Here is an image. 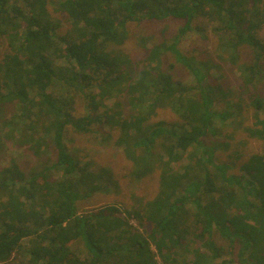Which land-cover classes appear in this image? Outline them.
I'll return each mask as SVG.
<instances>
[{
	"label": "trees",
	"instance_id": "obj_1",
	"mask_svg": "<svg viewBox=\"0 0 264 264\" xmlns=\"http://www.w3.org/2000/svg\"><path fill=\"white\" fill-rule=\"evenodd\" d=\"M49 4L67 18L64 33ZM170 16L184 25L137 67L119 47L128 24ZM205 20L241 89L262 86L264 0H0V150L25 146L43 163L26 171L11 158L0 167V264H264V87L250 94L254 123L245 127L262 151L235 172L214 160L228 143L205 141L239 112L235 92L210 83L213 61L197 65L178 47L188 31L207 35ZM169 51L193 82L175 77L174 62L164 67ZM161 109L178 121L157 120ZM99 125L117 128L135 179L160 171L155 195L132 209L79 210L110 189L112 171L82 163L66 134Z\"/></svg>",
	"mask_w": 264,
	"mask_h": 264
},
{
	"label": "rangeland",
	"instance_id": "obj_2",
	"mask_svg": "<svg viewBox=\"0 0 264 264\" xmlns=\"http://www.w3.org/2000/svg\"><path fill=\"white\" fill-rule=\"evenodd\" d=\"M53 7L52 4H49L51 16L60 25L59 31L64 33L69 28V22L66 21L67 18L61 12L53 11ZM202 19L200 18L199 21ZM204 22L201 25L206 28L208 36L206 32L201 30L188 31L180 37L178 47L197 65H200L201 62L211 64L213 61L210 78H208L210 83L221 85L224 89L231 88L235 92L234 107L235 110L240 109L239 112L225 125L220 126L221 132H218L217 135L208 136L205 141L211 145L227 142V146L218 147L214 154V160L222 163H233L232 170L237 172L242 163L254 153L261 152L263 148L262 141L250 136L245 127L254 123V108L249 102L250 94L262 89L264 81L262 86L259 84L255 87L256 89L251 88L247 92L241 89L242 82L239 71L230 61L218 56L216 52L218 39L213 34L212 26L206 24L208 20ZM184 23L185 19L172 16L163 19L147 18L141 22H130L127 26L129 38L119 47L131 55L137 67L142 66L143 59L147 56V49L162 41L171 43ZM241 53L244 59H248L251 55V51L247 47H242ZM171 62H174L173 74L175 77L185 82H193V76L187 66L177 62L170 51L165 52L162 61L164 67H168ZM114 101L113 99L106 101L107 107H111ZM216 104L219 108L226 106V102L223 100ZM156 119L171 123L178 121V116L170 109H161ZM113 129L117 128L99 125L91 133H79L70 127L66 134L67 145L82 163L88 162L89 168L92 170L107 167L112 171L110 189L106 188L104 191H99L81 200L78 204L80 211L92 210L106 204H116L122 211L132 209L138 205L139 197L143 200L149 199L158 190L160 171L157 170L142 180L135 179L132 175L134 163L126 157L122 147L116 144L118 131ZM43 154L42 158H45L51 155V150L47 148ZM11 158H15L26 171L41 168L43 165L41 159L28 148L14 143L6 144V147L0 150V167L10 164ZM176 167L180 166L177 165ZM246 177L253 179L249 171H246ZM132 222L135 226H139L137 220ZM217 239L220 243H224L219 236ZM232 264H237V261L235 260Z\"/></svg>",
	"mask_w": 264,
	"mask_h": 264
}]
</instances>
